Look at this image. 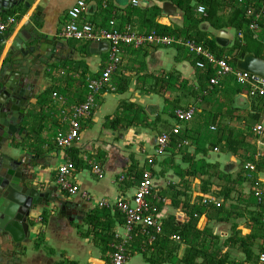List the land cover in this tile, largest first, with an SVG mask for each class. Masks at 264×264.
Returning a JSON list of instances; mask_svg holds the SVG:
<instances>
[{
  "label": "crops",
  "instance_id": "0c3cea01",
  "mask_svg": "<svg viewBox=\"0 0 264 264\" xmlns=\"http://www.w3.org/2000/svg\"><path fill=\"white\" fill-rule=\"evenodd\" d=\"M76 1L37 0L33 8L42 3L45 30L52 34L57 31L59 34L67 22L74 18L71 8ZM83 1L85 8L77 18L80 22L107 30H122L130 26L139 34L154 31L156 25L180 31L189 28L198 32L194 33L197 39L214 41L222 49V57H228L229 62L230 50L239 40L238 32L227 26L234 9L224 0H216L212 4L209 0H182L184 3L181 0H135L137 5L132 4L133 0ZM248 2L246 8H256V0ZM241 4V1L237 2L236 7ZM199 5L209 12V20L213 21V25L208 21L199 22L202 17L196 12ZM18 14L17 8L8 13H0V19L7 16L16 18L15 24L1 37L12 33L11 41L31 11L22 20ZM186 16H190L189 19ZM61 40L65 49L60 61L50 67L49 72L38 73L33 81L39 95L26 117L27 135L16 152V156H40L34 169V183L39 184L43 192L48 190L50 198L55 202L31 212V230L27 242L20 252L9 254L10 264H110L112 253L96 238L100 233L119 240L117 244L127 243L125 264H141L139 261L134 262L136 257H141L148 264L139 252L131 255V250L126 251L131 233H127L124 217L115 208L119 201L130 202L138 183L135 176L147 170L148 159H153L150 168L153 189L147 202L150 214L161 224V228L163 222L169 219L173 220L177 228L184 226L189 208L198 204L201 213L194 218H197L195 228L199 230L200 236L194 243L201 250H217L228 258L229 264H260L255 256L264 253V232L256 234L254 219L258 218V212H261L262 219L264 204L257 205L262 210L251 205L254 204V200L249 198L254 192L252 182L244 180L239 187L235 186L240 195L236 197L232 193L230 200L218 199L217 194L227 184V180L243 179V166L252 163L251 160L243 162L245 156L254 154V161L264 158V125L259 120L264 108L263 100L259 102L243 89L238 91L226 77L220 78L215 86L200 80L197 58L180 47L144 46L139 50L124 47L121 50L120 65L113 73L109 86L97 97L92 115L81 122L80 140L69 149H61L55 145L53 137L58 131L65 132L68 124L62 122L59 104L52 99V93L64 98L67 105L82 102L86 94V79L99 77L109 62L107 50H95V53L90 54L91 43ZM256 49L260 50L258 47ZM169 75L177 76L179 83H185L182 86L176 85L177 89L169 87L166 91L158 87L157 92L154 89L157 80ZM122 81L126 82L127 87L124 92H119ZM164 99L169 103L166 104ZM129 105L143 109L146 124L123 129L115 126L111 129V118L119 116L121 110ZM174 106L176 110L183 111L193 108V120L179 123L172 113ZM242 109L248 111L243 113ZM245 113L255 116L253 118L258 123L243 131L240 125H246ZM131 118L130 114H126L119 122ZM167 118H173L175 125H167ZM176 125L181 128L179 136H171L164 154L155 156L157 137L169 133ZM256 126H262L261 136H256ZM220 132L222 142L232 139L242 142L237 149L238 155L230 153L234 161L218 158L225 150L223 146L214 147L217 152L206 146V155L195 154L197 147L194 137L204 138L203 133L208 136L213 134L214 137ZM187 133L189 135L186 137ZM177 138H180V142L174 146L171 140ZM184 142L188 144L182 146ZM245 144L249 149L244 147ZM211 151L217 154L213 159L208 157ZM14 154L11 153V156ZM190 158L195 161L204 160L211 168V176H226L228 179L219 181L212 178L209 192L204 193L201 182L206 178L185 177L190 167ZM72 159L74 169L69 172L66 180L71 186L77 187L78 191L69 194L57 185L56 179L58 168ZM252 164L255 165L254 162ZM94 166H98V174L94 173ZM257 179L263 186L264 172L259 173ZM207 197L214 198L219 206L205 205L203 200ZM57 198L60 199L59 203ZM67 203L71 204V209L65 208ZM220 205L223 208L221 213L212 216L209 210L218 209ZM93 225L97 228H92ZM135 230L142 233L148 231L142 228ZM252 235L258 240L253 244L254 258L253 263H250L246 261L237 239ZM172 237H169L171 241L179 242L180 239L175 241ZM134 238L140 239L137 235ZM151 239L149 237L148 243ZM134 249L139 250V246L135 244Z\"/></svg>",
  "mask_w": 264,
  "mask_h": 264
},
{
  "label": "water",
  "instance_id": "95a60500",
  "mask_svg": "<svg viewBox=\"0 0 264 264\" xmlns=\"http://www.w3.org/2000/svg\"><path fill=\"white\" fill-rule=\"evenodd\" d=\"M36 1L0 0V13L17 8L22 20L31 11L11 41L12 33L0 36V264H10L9 254L20 252L27 242L31 212L55 202L48 190L34 183L40 156H16L27 135L26 117L39 95L33 81L38 73L49 72L65 49L57 31L45 30L42 3L33 8ZM107 49L104 42L92 43L89 53ZM236 69L264 79V60L253 54L237 60Z\"/></svg>",
  "mask_w": 264,
  "mask_h": 264
},
{
  "label": "built area",
  "instance_id": "2783aa9c",
  "mask_svg": "<svg viewBox=\"0 0 264 264\" xmlns=\"http://www.w3.org/2000/svg\"><path fill=\"white\" fill-rule=\"evenodd\" d=\"M133 5H137L135 0L132 1ZM85 8V2L83 0H77L74 6L71 8V14L73 19L69 20L64 26L58 37L63 40L83 41L87 43H106L108 45V66L102 71L99 77L86 79V94L84 100L80 103L67 105V101L59 96L57 93H52V99L59 104V114L63 123H67V130L65 132L58 131L53 137V142L58 148L69 149L75 143L80 140L81 122L88 119L95 107L96 100L99 94L109 86L111 77L120 65L121 50L124 47L139 50L144 46H161L163 48L174 46H180L185 49L190 55H194L197 58L196 67L198 69H204L206 65L213 66L215 68V76L209 80L211 86L218 84L220 78L231 76L234 81L241 87L248 91V95L252 98H260L264 102V79L241 73L237 69H234L229 64L228 57H222L217 59L215 55L210 53L207 49L197 45L192 41H184L182 39H175L169 36H163L157 34L155 31H151L146 34H139L134 31L130 26H126L122 30L116 29H103L96 28L90 23L80 22L77 18L81 15L82 10ZM264 10V6L258 14H253L252 8H247V16H254V21L259 18V15ZM196 12L201 15L206 14L204 6L199 5L196 8ZM16 18L14 16H7L4 19H0V35L6 33L15 24ZM251 30L257 29V24L254 22L249 25ZM237 36L242 38V33L238 32ZM264 43V42H263ZM200 58L202 60H200ZM195 110L193 108L183 111L176 110L174 112L175 118L179 123L191 122L194 118ZM180 126L176 125L169 133H162L156 139V149L154 155L160 157L167 149L170 137L180 134ZM215 130L214 127L211 128ZM256 136H261L263 132L262 126H256L254 129ZM184 142L183 145H187ZM217 152V148L213 149ZM147 163L151 165L153 159H148ZM244 170L248 179H252V173L255 172V166L251 163L244 165ZM74 169L73 164L67 161L63 166L58 168L57 171V185L69 194H74L78 191L77 187L71 186L66 180L69 172ZM94 173L98 174V166L93 167ZM260 181L254 182V196L257 199L259 205L264 204V198L260 189ZM153 189V178L150 171L145 170L140 176L137 183L136 190L130 202L119 201L116 203L115 208L123 215L125 221V228L127 233H132L135 228H142L144 230L152 229L156 235L161 234V224L155 220L150 214V206L147 202V198L151 195ZM216 200L212 197H207L203 200L205 205L215 204ZM102 206V204H100ZM261 224L264 225V215L261 219ZM153 237L151 241H153ZM173 240L178 241L179 237H172ZM126 242H121L114 246V251L111 254L110 264H125V245ZM258 262L264 264V253L258 257Z\"/></svg>",
  "mask_w": 264,
  "mask_h": 264
},
{
  "label": "trees",
  "instance_id": "16d2710c",
  "mask_svg": "<svg viewBox=\"0 0 264 264\" xmlns=\"http://www.w3.org/2000/svg\"><path fill=\"white\" fill-rule=\"evenodd\" d=\"M182 1V0H181ZM180 1V3H181ZM210 3H216V0H209ZM227 1L228 4H230L234 12L232 14V19L230 20L229 18V24L227 25L228 27H233L237 32H243L244 37L239 38L230 50L229 57H230V66L234 69H236V61L239 59H242L246 54H253L256 57L263 59L264 60V10H262V13L259 15V18L254 21V16H247L246 10L247 6L249 4L248 0H224ZM241 1L242 4L240 7H236L237 2ZM257 6L256 8H253V14H258L261 11V8L264 6V0H256ZM182 3H184L182 1ZM205 5V4H203ZM262 6V7H261ZM261 7V8H260ZM246 8V10H245ZM206 9V8H205ZM10 15V14H9ZM205 17L200 18L199 22L203 21H208L213 25V21L209 20L210 14L206 10V14L204 15ZM190 16H186L187 19H189ZM257 24V29L251 30L249 28V25L251 23ZM219 23V22H218ZM192 24H195L192 23ZM157 34L163 35V36H169L173 37L175 39H182L184 41H192L196 43L197 45L202 46L204 49L207 48L210 52L215 54L216 58H222L223 53L222 49L217 47L214 41H208V40H200L197 39L194 33H198L197 31H191L189 28H184L183 30H171L166 27H161V26H155L153 29ZM238 34V33H237ZM242 39V40H240ZM263 44V45H262ZM86 47V46H85ZM171 47H177L179 48L180 46H174L172 45ZM259 48L260 50L256 49ZM169 48V47H168ZM182 48V47H180ZM87 49V47H86ZM85 49V50H86ZM184 49V48H182ZM188 53V52H187ZM189 54V53H188ZM200 60H202L200 58ZM200 73V80L204 81L205 83L209 84V80L211 79L212 76H215V68L210 65H206L204 69H198ZM166 80H164L165 78ZM161 79H158L154 89L157 90L158 87L162 89V91H166L169 87L171 89H177L176 85L182 86L185 82L181 81L177 76L169 75V76H164ZM226 80L232 81V83L238 88V91L243 89L248 93V91L239 86L234 79L231 76H227L225 78ZM122 85L119 88V92H124L126 90L127 84L125 81L121 82ZM178 83V84H177ZM259 102H262V99L256 98ZM166 104L169 102L167 100ZM170 106V105H169ZM172 106V104H171ZM174 109L176 110V107L174 106ZM175 110H172V113H174ZM126 114H130L132 117L130 120H127L126 122H119L121 119L124 118ZM146 116L142 108L136 106V105H129L126 106L121 110V114L119 116H114L111 118L110 125L109 127L111 129H114L115 126H120L121 129L135 125H144L146 124ZM122 123V124H121ZM210 133L209 131H207ZM206 134V135H204ZM221 132L219 134H215L214 137L212 135H209L207 133H203V137H194V141L196 143V152L195 154H202L206 155L207 154V149L206 146L209 148H214L216 146H223V148L235 155H238L237 149L240 145H242V142H235L233 139L232 140H226V142H222L221 139ZM189 133L185 134L187 137ZM200 135V134H199ZM179 136V135H178ZM176 136V137H178ZM185 137V138H186ZM178 140V141H175ZM172 139L171 142L176 146L179 144L180 138L177 139ZM182 141V140H181ZM182 144V143H181ZM198 145V146H197ZM246 161L251 160V162L255 163L256 165V171L252 175L253 180L249 181L252 182L253 187H254V182L257 180V176L259 173L264 172V158H260L258 161H254V154H250L245 156ZM190 162V167L185 173V177L187 178H206V180H202L201 186H202V191L204 193L209 192L210 187H211V179L216 178L217 180L221 181L223 179H228L226 176H211L210 174V167L209 165L206 164L204 160H193L192 158L189 159ZM245 161V162H246ZM71 163L74 165V160H71ZM152 164L149 165L147 168L148 171H150ZM143 173V170L139 172V176H135L137 181H139V177ZM239 179L238 181H232V180H227V184L224 186V188L218 192V199H222L223 201L230 200L232 193H235L236 197L240 195V193L235 190V186L239 187L241 183L244 180H248L247 174L244 173L243 179ZM264 186V185H263ZM260 185V189L263 194L264 198V187ZM205 189V190H204ZM241 198V197H240ZM250 199L254 200L255 207L259 205L257 203V199L253 194L250 195ZM172 201V200H171ZM173 202V201H172ZM198 205V204H197ZM192 206L189 208V213H187L188 220L184 224V226L177 228L172 219H169L162 224V232L161 234L156 235L152 229L145 231L142 233L141 231L134 230L130 234V241H129V246L127 248L126 246V251L131 250L133 253L131 255H135V253L139 252L140 254L143 255L144 259L148 264H229V260L226 256L222 255V253L219 254V251H214L210 250L208 251L207 249H202L198 247L194 243L198 239V236H200L199 230H197L196 223H197V218H194L195 215L199 216L201 211L199 206ZM250 208L252 206H249ZM259 207V210H262L261 206ZM223 208L220 207L215 210H209L211 215L216 217V214H220ZM151 211V210H150ZM151 213V212H150ZM261 212L256 213V217L254 219V225L256 226V234L260 231L261 233L264 232V225L261 224V219H260ZM44 217V216H43ZM91 219H89V222L91 223ZM89 223V224H90ZM92 228H97V226H92ZM169 228H172L170 230ZM134 235L139 236L140 239L134 238ZM142 235V237H140ZM171 236H177L179 237V242H173L169 239ZM149 237H153V241L149 242ZM96 238L100 241L101 244L105 247L107 251L112 253L114 251V246L117 245L119 240H114L112 236H109L108 234H102L96 235ZM258 239L255 238L253 235L252 237L248 236L244 239L238 238V244L240 245L239 247L243 250V254L245 256L246 261L252 262V259L254 258V252L252 251V247L254 242H256ZM250 241V242H249ZM139 246V250L134 249V245ZM105 250V251H106ZM258 256V255H257ZM255 256L256 258H258Z\"/></svg>",
  "mask_w": 264,
  "mask_h": 264
},
{
  "label": "rangeland",
  "instance_id": "374dc122",
  "mask_svg": "<svg viewBox=\"0 0 264 264\" xmlns=\"http://www.w3.org/2000/svg\"><path fill=\"white\" fill-rule=\"evenodd\" d=\"M154 48H163V47H161V46H155ZM108 98L110 99V95L108 96ZM165 100V99H164ZM257 104L259 105V106H261V104L259 103V102H257ZM244 109V108H243ZM242 109V112L244 113V112H246V111H248V109H245V110H243ZM261 112H262V114H261V117H260V123L261 124H263L264 125V108H263V111L261 110ZM245 115H246V125H240V128H242L243 129V131H245V130H248V129H250L251 128V126H253V125H255V124H257L258 122H255V121H257V120H255L253 117H255V116H251L249 113H245ZM175 120L173 119V118H167V125H172V126H174L175 125ZM242 133H245V132H242ZM263 138H264V135L262 136ZM253 146H255V145H253ZM246 149H249L248 148V145L247 144H245V146H244ZM208 149H211V148H209L208 147ZM217 156V154H215V153H213L212 151L209 153V159H213L214 157H216ZM219 159H221V160H225V159H230V160H232V161H234V159H233V156H232V154H230V152H228V151H226V150H224V152H222L221 154H220V156L218 157ZM246 160L245 159H243V162H245ZM135 261H139V262H141V264L143 263V264H145L144 262H143V260H142V258L141 257H136L135 259H134V262Z\"/></svg>",
  "mask_w": 264,
  "mask_h": 264
},
{
  "label": "clouds",
  "instance_id": "9594fccd",
  "mask_svg": "<svg viewBox=\"0 0 264 264\" xmlns=\"http://www.w3.org/2000/svg\"><path fill=\"white\" fill-rule=\"evenodd\" d=\"M246 164H247V163H246ZM251 164H252V163H251ZM254 166H255V165H254ZM243 167H244V166H243ZM243 171H244V173L246 174V172H245L244 168H243ZM255 171H256V166H255ZM254 173H255V172H253V173H252V175H253ZM248 180H249V181H252V180H253V178H252V179H248ZM257 180H258V179H257ZM257 180H256V181H257ZM260 185H262V184L260 183Z\"/></svg>",
  "mask_w": 264,
  "mask_h": 264
}]
</instances>
